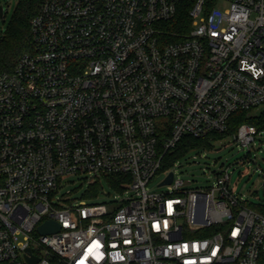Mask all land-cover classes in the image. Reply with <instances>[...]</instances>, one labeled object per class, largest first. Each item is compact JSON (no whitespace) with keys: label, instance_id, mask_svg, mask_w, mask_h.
<instances>
[{"label":"built area","instance_id":"built-area-1","mask_svg":"<svg viewBox=\"0 0 264 264\" xmlns=\"http://www.w3.org/2000/svg\"><path fill=\"white\" fill-rule=\"evenodd\" d=\"M183 3L189 29L172 32ZM30 29L33 51L0 73V264H263L264 216L227 170L187 190L174 162L172 192L147 186L185 137L264 106V0H42ZM71 175L89 176L87 203L61 193ZM108 176L122 196L90 203ZM47 221L61 230L41 235Z\"/></svg>","mask_w":264,"mask_h":264},{"label":"rangeland","instance_id":"rangeland-1","mask_svg":"<svg viewBox=\"0 0 264 264\" xmlns=\"http://www.w3.org/2000/svg\"><path fill=\"white\" fill-rule=\"evenodd\" d=\"M19 0H0V7L4 10L5 24L0 23V35L3 34L12 18ZM225 6L220 1L218 8ZM264 106L250 112V115L260 118ZM213 149H204L184 155L176 167V177L184 182L187 190L196 188H209L216 186V172L227 170L230 174V187L234 194L246 205L264 204V129L257 136L256 144L250 148H241L235 136H225L213 142ZM173 165L171 169H173ZM87 175H71L66 177V184L61 193L69 194L71 199L87 203V192L90 189L86 179ZM163 172L157 174L148 184L149 191L172 192L169 185L159 186L164 180ZM103 185L107 196H97L90 203H109L122 193L113 189L104 179Z\"/></svg>","mask_w":264,"mask_h":264},{"label":"trees","instance_id":"trees-1","mask_svg":"<svg viewBox=\"0 0 264 264\" xmlns=\"http://www.w3.org/2000/svg\"><path fill=\"white\" fill-rule=\"evenodd\" d=\"M41 2L42 0L18 1L6 31L0 35V73L11 72L16 66L19 58L24 53L33 51L34 46L30 22L37 14ZM189 10V3H183L181 5L177 18L168 24L172 32L183 33L188 31L191 23ZM0 23H2L1 20ZM243 123H249L257 126L259 132H262L264 129V120L261 117H253L248 111H236L231 115L228 128L225 133H213L202 138H194L190 136L185 137L181 142H179L177 147L172 152L166 155L162 163L161 171L164 172L170 169L174 161L180 159L192 150L213 149V142L225 136H234L237 133L239 126ZM122 179L123 178L120 176H108L104 178V180L117 191L119 190V185L121 184ZM103 188V184L96 186V188L91 191V197L94 198L100 189ZM247 206L264 216V204H250ZM49 262L50 264H62L55 256L50 257Z\"/></svg>","mask_w":264,"mask_h":264},{"label":"water","instance_id":"water-1","mask_svg":"<svg viewBox=\"0 0 264 264\" xmlns=\"http://www.w3.org/2000/svg\"><path fill=\"white\" fill-rule=\"evenodd\" d=\"M0 20L2 24H5L4 10L2 7H0ZM172 179H173V175L170 174L169 177L162 184H170L172 182ZM60 230H61V226L52 221H47L38 228V231L41 235L58 233ZM30 252H31L30 249H27V253ZM25 260L27 264H37L39 262V258L36 256L28 257L26 255Z\"/></svg>","mask_w":264,"mask_h":264}]
</instances>
